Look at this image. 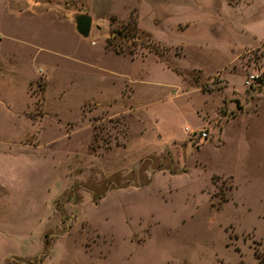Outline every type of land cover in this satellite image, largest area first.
Here are the masks:
<instances>
[{
  "label": "rangeland",
  "instance_id": "374dc122",
  "mask_svg": "<svg viewBox=\"0 0 264 264\" xmlns=\"http://www.w3.org/2000/svg\"><path fill=\"white\" fill-rule=\"evenodd\" d=\"M123 4L0 0V264H264V0Z\"/></svg>",
  "mask_w": 264,
  "mask_h": 264
},
{
  "label": "crops",
  "instance_id": "0c3cea01",
  "mask_svg": "<svg viewBox=\"0 0 264 264\" xmlns=\"http://www.w3.org/2000/svg\"><path fill=\"white\" fill-rule=\"evenodd\" d=\"M116 1H120L121 6L119 5V9L116 7ZM124 1L125 0H32V14H52V11L56 14H71L76 29L75 17L79 14H87L94 20H97L100 16H106V18L109 19L111 15L118 14V10H122L125 7L127 13L131 14L136 8L133 6H125L126 4H123ZM63 18L65 19L66 17L63 15ZM102 53H104V56L107 54L104 43L102 48L97 52V56L101 58ZM114 55L118 56L117 54ZM118 58L127 59L129 57L119 55Z\"/></svg>",
  "mask_w": 264,
  "mask_h": 264
},
{
  "label": "water",
  "instance_id": "95a60500",
  "mask_svg": "<svg viewBox=\"0 0 264 264\" xmlns=\"http://www.w3.org/2000/svg\"><path fill=\"white\" fill-rule=\"evenodd\" d=\"M92 18L87 14H79L75 17L76 31L79 35L87 37L90 33Z\"/></svg>",
  "mask_w": 264,
  "mask_h": 264
},
{
  "label": "built area",
  "instance_id": "2783aa9c",
  "mask_svg": "<svg viewBox=\"0 0 264 264\" xmlns=\"http://www.w3.org/2000/svg\"><path fill=\"white\" fill-rule=\"evenodd\" d=\"M258 79H259V75H257V74H249L245 78L244 84L246 85V87H251L253 85V83H255ZM199 136L202 137V138H206L207 137V132L206 131H201Z\"/></svg>",
  "mask_w": 264,
  "mask_h": 264
}]
</instances>
